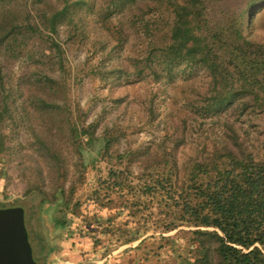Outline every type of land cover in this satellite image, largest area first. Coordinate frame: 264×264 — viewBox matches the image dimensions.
I'll list each match as a JSON object with an SVG mask.
<instances>
[{"label":"rangeland","instance_id":"rangeland-1","mask_svg":"<svg viewBox=\"0 0 264 264\" xmlns=\"http://www.w3.org/2000/svg\"><path fill=\"white\" fill-rule=\"evenodd\" d=\"M177 1L182 0H0V25L11 21L0 28V207L24 208L35 247V231L44 222L63 251L67 232L54 219L76 201L85 216L88 207H96L111 217L129 186L145 176L162 177L172 164L181 175L185 164L225 143L264 148L263 113L251 106L213 110L220 83L209 71L197 63L167 61ZM245 1L207 0L212 8L206 13L217 20L213 9L223 6L225 17L232 18ZM244 7V35L264 43V0ZM28 24L33 28L19 32ZM102 136L109 139L108 150ZM122 170L128 177L115 186L111 172ZM149 204L157 210L158 196ZM142 224L141 219L124 226L137 231L129 230L127 245L108 248L109 263L134 259L147 235L194 228L163 232L151 220ZM99 239L100 234L87 243ZM184 241L178 240L180 246ZM75 249H66L73 257L69 262L52 255L36 261L94 259L95 251ZM166 249L158 248L161 260L146 264H166Z\"/></svg>","mask_w":264,"mask_h":264},{"label":"trees","instance_id":"trees-1","mask_svg":"<svg viewBox=\"0 0 264 264\" xmlns=\"http://www.w3.org/2000/svg\"><path fill=\"white\" fill-rule=\"evenodd\" d=\"M206 1L173 3L175 20L170 29L167 61L197 63L209 71L220 83L213 110L251 106L264 115V43L246 37L240 19L247 12L244 6H252L255 0H246L232 18L225 17L223 6H217L213 9L218 12L217 20L207 15L206 10L212 7L205 5ZM201 19L204 24L200 23ZM9 22L3 27H8ZM31 28L28 24L19 32ZM13 36L16 41V33ZM102 137L108 150L109 139ZM254 150L242 141L237 147L225 143L214 147L207 157L185 164L181 175L176 174L172 164L169 169H163L162 177L145 176L142 182L129 186L114 216L121 217L125 212L122 208H126L125 226L142 219V226H148L151 220L163 232L180 225L194 228L173 235L143 237L134 259L125 264L157 262L161 260L160 247L170 252L166 264H264V148ZM117 158L122 155L117 153ZM111 177L118 186L128 175L122 170L111 172ZM155 196H158L157 210L149 204ZM78 206L77 201L67 206L54 219V226L63 225L69 235L75 234L83 220ZM88 208L84 214L99 215L96 207ZM105 216L104 223L111 224L110 217ZM95 223L97 227L103 222L95 219ZM27 231L34 259L45 258L52 248L47 226L41 222L40 230L35 231L37 247L30 238L29 225ZM155 237L157 245L152 246ZM180 239L185 240L181 246Z\"/></svg>","mask_w":264,"mask_h":264},{"label":"crops","instance_id":"crops-1","mask_svg":"<svg viewBox=\"0 0 264 264\" xmlns=\"http://www.w3.org/2000/svg\"><path fill=\"white\" fill-rule=\"evenodd\" d=\"M88 213L89 212H87L86 216H82L83 220L82 222H79L78 227L75 229V234L69 235L67 232L65 237L61 239L62 244L66 245V247L63 248V251L57 250L54 246V243H52L53 240L49 238L52 248L51 250H49L46 256L52 255L53 258H58L63 262H69L73 260V257L70 254H65L66 249L74 252L77 251V249L75 248H85L87 250V253L90 251H95V253L92 254L94 256V259L90 260V262L87 264H110V259H107V255L113 252V249L110 251V253H107L108 248L114 247L115 245H119L118 248L127 245L125 240L129 238L128 234L130 233V231H125V223H123V220L119 219L118 217H114L115 213H113V215L110 217L112 222L111 228L109 230L105 228L106 223L103 222V218L106 217L104 214L99 213V215L94 217L91 213ZM95 219H100V223H103H101L97 227H91L92 225L96 226ZM83 226L85 227V231L82 229ZM59 228H64V231H66L63 225H60ZM98 234H100L101 239H99L97 242H91L92 244L90 246L87 241H89V239L91 240L93 236L95 239ZM104 251L106 252L102 254ZM126 260L124 259L120 264H125ZM52 264L56 263L53 262Z\"/></svg>","mask_w":264,"mask_h":264},{"label":"water","instance_id":"water-1","mask_svg":"<svg viewBox=\"0 0 264 264\" xmlns=\"http://www.w3.org/2000/svg\"><path fill=\"white\" fill-rule=\"evenodd\" d=\"M0 264H40L33 258L25 210L20 205L0 207Z\"/></svg>","mask_w":264,"mask_h":264},{"label":"flooded vegetation","instance_id":"flooded-vegetation-1","mask_svg":"<svg viewBox=\"0 0 264 264\" xmlns=\"http://www.w3.org/2000/svg\"><path fill=\"white\" fill-rule=\"evenodd\" d=\"M34 258V257H33ZM36 260V259H35ZM38 262V261H37ZM39 263V262H38Z\"/></svg>","mask_w":264,"mask_h":264}]
</instances>
